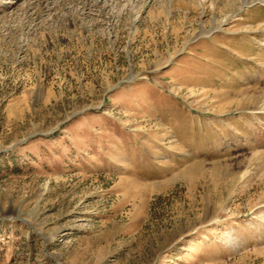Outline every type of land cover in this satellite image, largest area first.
<instances>
[{
  "label": "rangeland",
  "instance_id": "rangeland-1",
  "mask_svg": "<svg viewBox=\"0 0 264 264\" xmlns=\"http://www.w3.org/2000/svg\"><path fill=\"white\" fill-rule=\"evenodd\" d=\"M0 264H264V0H0Z\"/></svg>",
  "mask_w": 264,
  "mask_h": 264
}]
</instances>
